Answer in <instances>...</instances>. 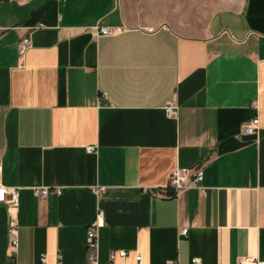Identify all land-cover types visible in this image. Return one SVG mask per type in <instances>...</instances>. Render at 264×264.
Instances as JSON below:
<instances>
[{
  "label": "crops",
  "instance_id": "1",
  "mask_svg": "<svg viewBox=\"0 0 264 264\" xmlns=\"http://www.w3.org/2000/svg\"><path fill=\"white\" fill-rule=\"evenodd\" d=\"M178 21L173 0H0V182L19 188L0 264H83L96 224L99 264L264 262V0ZM176 167H202L205 197L166 188Z\"/></svg>",
  "mask_w": 264,
  "mask_h": 264
},
{
  "label": "built area",
  "instance_id": "2",
  "mask_svg": "<svg viewBox=\"0 0 264 264\" xmlns=\"http://www.w3.org/2000/svg\"><path fill=\"white\" fill-rule=\"evenodd\" d=\"M95 34L101 36H111L113 33L108 28H94ZM29 37L24 36L19 39L17 43V54L22 57L29 47ZM163 113L167 118L174 119L177 115V107L172 102H166L162 107ZM258 132V120L256 117L249 121L242 123L239 129L241 136H257ZM88 153L95 152L94 147L86 148ZM203 179L202 167L196 168H174L168 176L166 188L173 191V193L194 189L198 192L200 197H205L206 188L201 186ZM103 187H96L92 192L97 196L104 192ZM32 196L37 200H45L51 194H59V190H50L46 187H33L30 188ZM147 192V190H144ZM19 197V188L6 187L0 182V204L7 205L9 207H15ZM97 220L102 218V212L98 211L96 214ZM9 235L12 237L8 243V249L10 255L15 253L16 249V230L12 226L9 228ZM186 230H181L180 235L186 236ZM85 261L83 264H99L98 262V240H97V224L88 226L85 229L84 240ZM126 253L124 251H111L108 254L107 262L104 264H114V259L124 258ZM135 264H142L140 257L136 255L134 257ZM40 264H44L43 256L40 259ZM163 264H176L174 262H164ZM188 264H201L198 258L190 259ZM237 264H264V262H256L252 258H243Z\"/></svg>",
  "mask_w": 264,
  "mask_h": 264
},
{
  "label": "rangeland",
  "instance_id": "3",
  "mask_svg": "<svg viewBox=\"0 0 264 264\" xmlns=\"http://www.w3.org/2000/svg\"><path fill=\"white\" fill-rule=\"evenodd\" d=\"M143 1V0H141ZM243 0H173L177 8L178 22L192 24L193 32L200 30L206 20L221 10H236ZM172 2V1H171Z\"/></svg>",
  "mask_w": 264,
  "mask_h": 264
}]
</instances>
